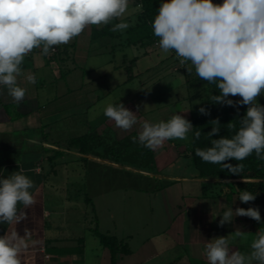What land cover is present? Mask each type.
I'll return each mask as SVG.
<instances>
[{"label": "clouds", "instance_id": "obj_1", "mask_svg": "<svg viewBox=\"0 0 264 264\" xmlns=\"http://www.w3.org/2000/svg\"><path fill=\"white\" fill-rule=\"evenodd\" d=\"M142 10V4L130 9L129 0H0V86L20 103L26 89L18 85L17 77L33 50L49 55L90 26L112 24L113 31H124L130 27L126 18ZM151 27L164 55L174 52L181 65H191L188 73L194 68L201 80L216 86L219 94L210 96L211 103L247 106L231 138L211 139V146L197 148L196 155L206 163L222 165L233 175H240L244 165L233 166L226 161H242L253 152L264 160V105L258 102L264 95V0H223L219 4L212 0H163ZM26 79L36 83L34 74ZM230 96L241 99L234 103ZM199 111L207 114L203 107ZM103 115L124 131L138 123L137 115L120 102L108 103ZM212 123L219 125L218 120ZM228 127L235 125L229 123ZM192 129L184 115L175 114L167 121H144L133 142L155 150L167 140H186ZM219 132V127H212L207 136L212 138ZM194 136L199 139L201 132ZM34 188L35 182L23 169L0 178V223L9 226L0 236V264H22L23 254L39 243L28 229L24 236L15 229L27 218L21 206L29 208L36 203L30 191ZM238 199L248 203L256 195L245 189ZM218 216L220 226L237 216L261 221L259 209L253 207L228 208ZM247 236L236 229L228 236L207 241L204 255L208 264H264V230L255 233L249 253L230 251V240Z\"/></svg>", "mask_w": 264, "mask_h": 264}, {"label": "crops", "instance_id": "obj_2", "mask_svg": "<svg viewBox=\"0 0 264 264\" xmlns=\"http://www.w3.org/2000/svg\"><path fill=\"white\" fill-rule=\"evenodd\" d=\"M93 28L94 26H90L70 43L55 47V51L50 52L49 55H42L41 49H35L25 58L22 72L17 77L18 85L26 89L25 98L20 103L14 102L7 95V90L0 86V178H7L19 169H23L24 174L35 182V188L30 191L33 192L36 203L29 208L21 206L27 218L16 224L15 229L20 236H24L25 229H28L39 243L23 254L22 264H89L95 253H89L90 249H87L89 245L92 249H97V256L99 255L97 251L103 247L99 251L105 255V261L110 264L145 263L142 255H139L140 252L131 248L130 253L119 252L115 258L112 257L111 251L101 243L94 230L91 233L95 236V243H89L91 237L89 239V236L82 232L83 215L81 211H76L73 204H67L65 199H69L67 194L69 191H65L66 186H60L59 169L54 167L61 163L67 166L74 165L75 162H81L83 155L95 161L114 164L112 159L108 160L101 154L102 150H105L101 142L92 141L89 153H83L76 147H69L67 141H62L60 135L63 130L58 129V122L71 119L77 113L83 114L87 118L81 119L77 125L85 126L88 131L80 128L72 135H89L91 132L93 135L98 133L100 126L112 125V121L103 115V109L108 103L118 100L116 104L120 102L130 111L138 112L137 114L147 112L142 104L146 100L136 106L128 100L130 97L123 99V95H120L121 98L119 95L115 98L112 96L115 89L128 82L127 75L116 84L112 80L108 81L110 69L126 70V62L132 46L124 45L120 41L118 46L121 47L118 48V53L122 56L119 62L115 63L113 59L116 53L113 50L117 47L114 46L113 37L109 35L95 37ZM98 42L97 50L94 45ZM109 48H112L111 53H115L112 54L113 59L104 66L97 63L96 55L108 51ZM140 54L143 52L133 57ZM151 66L143 71L149 72ZM29 74L35 75V84L27 81L26 77ZM144 84L147 82L145 81ZM103 100L104 104L100 105ZM157 107L158 105L153 106V109L148 111L154 123L156 121L151 117L150 112L153 110L155 112ZM138 108L141 110H137ZM74 125L68 131L73 132ZM72 135H69L68 139ZM172 144L167 140L157 149L164 151ZM159 156L157 155L158 158ZM186 156L190 161L188 165L195 168L190 156L188 154ZM178 160L179 158H176L166 163L155 176L180 181L184 185L192 183L190 187L197 189L183 190L184 206L176 217L170 220L166 229L169 231L167 239L170 245L175 247L173 252L176 253L179 248L182 254L176 253L170 259L166 255V249L155 247L156 244L159 246L164 244L154 242V246L149 251L154 258L153 264H167V258L170 260L168 264H192L191 260L195 256L206 258L204 246L207 241L228 236L236 229L243 232L258 231L253 227L249 217L237 216L231 223L220 226L221 217L218 215H222L226 209L232 208L233 211L236 208L246 209L245 203L238 199L240 193H223L219 198L215 197L218 192L215 182L218 179L202 178L196 168L191 176L164 172L165 168L178 165ZM68 170L75 171L74 168ZM208 183L212 190L205 192ZM8 227L7 223H0V236L8 231ZM164 241L167 242L166 239ZM229 248L230 251H240L245 254L250 252V245L243 246L239 238L230 240Z\"/></svg>", "mask_w": 264, "mask_h": 264}, {"label": "rangeland", "instance_id": "obj_3", "mask_svg": "<svg viewBox=\"0 0 264 264\" xmlns=\"http://www.w3.org/2000/svg\"><path fill=\"white\" fill-rule=\"evenodd\" d=\"M132 7L129 6L130 9ZM133 17L135 19V15L126 18L129 24L130 18L133 19ZM117 22L119 21H113V23ZM115 32L120 35L116 34L117 36L113 37V42L117 46V50H113L116 53L115 59L112 57V54H115L111 53L112 48L96 55V62L103 66L108 64L111 59L115 63L121 59L122 55L118 53V48L121 46H118V43L121 41L125 44L126 33L125 30ZM94 46L98 50L99 42L98 44L95 43ZM143 50V47L132 46L126 62L127 65H131L130 69H108V81L112 80L116 84L125 79L127 75L126 80L128 82L115 89L112 96L115 98L118 95H123V99L130 97L128 100H131L136 106L146 100L142 104L144 105L143 109L147 112L137 114L138 112L132 111L137 115L138 123L129 131L117 128L112 121L111 126H100L98 133L91 135V132L88 135L90 143L94 141L103 144L105 150L103 149L101 154L106 156L108 160L112 159L114 164L95 161L83 155L81 162H75L74 165L71 164L72 166L61 163L54 167L59 169L60 186H66L65 191H69L67 193L69 199H65L67 204H73L76 211H81L83 215L82 232L88 235L89 239L91 237L90 244L95 243V236H92L91 232L95 227H98L102 233L116 235L120 241L128 243L129 248L140 252L139 255H142L141 257L145 260L144 264H153L154 258L151 257L149 251L154 246V242L164 244L161 246L156 244L155 247L166 249V255L170 259L176 253L182 254V250L179 248L174 253L175 247L170 245L169 239H167L169 238V231L166 229L169 227L170 220L176 217L182 210L181 207L184 206L183 190L197 189L190 187L192 183L184 185L180 181L155 176L159 174L166 163L176 158H179V166L165 168L164 172L183 176L192 175L195 168L188 165L190 161L186 156L191 132L188 133L186 140H169L170 144L171 142L173 144L164 151L162 149L150 150L133 142V137L138 134L144 121L154 123V120H151L148 115V111L152 110L153 106L158 105L155 112H153L154 110L150 112L151 117L156 122L167 121L175 114L184 115L189 120L191 111L188 87L184 81L183 65L179 61H175L174 57L163 59L169 54L164 55L158 45L151 48L150 54H140L137 63L131 62L133 56L143 52ZM150 65H152L151 70L144 72L143 70ZM145 81L147 84H144ZM60 87L63 90V86ZM102 104H104V100L100 105ZM137 110L141 109L138 108ZM84 118L87 117L77 113L71 119L58 122V129L63 130L62 135H60L63 142H68V136L78 132L80 128L88 131L85 126L77 125ZM73 125L75 126L73 132L72 130L68 131L73 128ZM96 153L99 154V152ZM157 155H160V158ZM69 168H74L75 171H69ZM68 177L70 181H68ZM211 190L212 187L208 183L205 192ZM245 232L248 233L247 239H239L243 246L248 247L255 233ZM165 239L167 242L164 241ZM87 249H90V254L95 252L89 264H110L105 261V255L99 251L103 247L97 251L98 256L96 255L97 249H92L90 245ZM168 258L167 262L169 263ZM191 262L192 264H208L207 259L200 256L193 257Z\"/></svg>", "mask_w": 264, "mask_h": 264}, {"label": "trees", "instance_id": "obj_4", "mask_svg": "<svg viewBox=\"0 0 264 264\" xmlns=\"http://www.w3.org/2000/svg\"><path fill=\"white\" fill-rule=\"evenodd\" d=\"M162 2L163 0H129V6L134 7L136 4H142L143 10L135 14V19L134 17L133 19L130 18V27L125 30L126 37L124 45L136 46L138 48L143 47V53L145 55L151 53V48L158 45V37L154 36L151 25ZM116 34L119 35V33L112 30V24L101 27L94 26L93 28V35L95 37L106 35L114 37L117 36ZM114 46L115 48L117 47L116 45ZM138 57L137 55L133 57L131 62H136ZM172 57L175 58V61H179L174 52L169 53L163 59ZM130 67L131 65H126L125 68L128 70ZM188 67H191V65H183L182 67L185 76L184 81L188 87V98L191 101L189 121L193 126V129L190 131L191 140L187 154L190 156L193 165L199 171V175L202 178L218 179L215 182L217 186L216 190H218L215 197L217 196L219 198L223 193H240L245 189L253 195H256L254 201L245 203L244 206L246 209L250 207L259 209L261 221L257 222L251 218L249 219L256 230H264V160L259 159L255 152H253L242 161H226V163H230L233 166L237 164L244 165L240 175H233L227 169H224L222 165L206 163L196 155L197 148L204 149L211 146V139H219L223 136L231 138L239 129L240 119L245 115L247 106L236 105L233 107L226 104L211 103L210 96L218 95V89L215 85L201 80L195 74L194 68L191 73H188L186 70ZM229 99H232L235 103L241 98L239 96H230ZM258 102L264 105V96H260ZM201 107L206 109L207 114L200 113L199 109ZM215 120L219 121V125L212 123ZM229 123L235 125V127L230 129L228 127ZM212 127H219L220 132L218 135L210 138L207 136V133L211 132ZM196 131L201 132L199 139H196L194 136ZM66 144L71 148H78L83 153H89L91 150L90 137L87 134L73 136L68 139ZM94 232L98 235L101 243L109 248L112 257L115 258L119 252L130 253L131 250L128 243L120 241L116 235L102 233L98 227L94 228Z\"/></svg>", "mask_w": 264, "mask_h": 264}, {"label": "built area", "instance_id": "obj_5", "mask_svg": "<svg viewBox=\"0 0 264 264\" xmlns=\"http://www.w3.org/2000/svg\"><path fill=\"white\" fill-rule=\"evenodd\" d=\"M212 2L219 4V3H223V0H212Z\"/></svg>", "mask_w": 264, "mask_h": 264}]
</instances>
